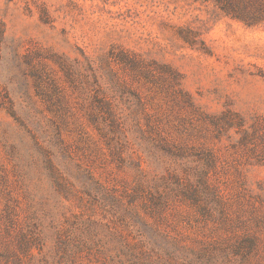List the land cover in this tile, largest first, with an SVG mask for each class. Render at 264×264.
<instances>
[{
    "label": "rangeland",
    "instance_id": "obj_1",
    "mask_svg": "<svg viewBox=\"0 0 264 264\" xmlns=\"http://www.w3.org/2000/svg\"><path fill=\"white\" fill-rule=\"evenodd\" d=\"M0 264H264V0H0Z\"/></svg>",
    "mask_w": 264,
    "mask_h": 264
}]
</instances>
